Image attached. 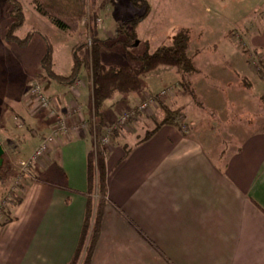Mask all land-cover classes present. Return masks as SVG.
Wrapping results in <instances>:
<instances>
[{
    "label": "crops",
    "instance_id": "obj_1",
    "mask_svg": "<svg viewBox=\"0 0 264 264\" xmlns=\"http://www.w3.org/2000/svg\"><path fill=\"white\" fill-rule=\"evenodd\" d=\"M205 7V12H211L208 4ZM246 22L257 25L255 30L253 26L245 30L246 35L250 33L245 45L264 54V7ZM259 24L262 31L257 33ZM227 31L217 32L216 27L204 31L209 41L205 50L212 52L199 54L202 83L194 81L193 85L208 106L209 116L203 107L188 110L187 100L183 112L188 132L165 124L143 139V126L149 119L139 118L130 131L123 129L112 138L104 155L109 204L90 264H264V125L236 139L232 151L225 148L228 126L233 115L235 120L242 113L245 102L246 91L237 80L248 78L253 89L254 84L262 88L264 82L250 67L246 53L228 40ZM211 32L219 33V38L210 41ZM52 63L54 68L53 57ZM171 68L160 66L154 71ZM41 72L45 93L59 111L76 103L81 118L90 113V77L85 67L75 80L81 83L76 92L70 89L74 81L60 84L45 79ZM150 93L104 101L102 111L108 114L103 116L102 129L121 113L117 106L123 98L122 109H126ZM261 93L264 95V89ZM227 98L232 99L231 104ZM18 103L17 109L0 105L1 122L10 112L8 121L18 116L31 135H15L0 125L2 137L9 140L13 135L12 150L0 141L2 155L11 167L27 159L51 132L44 115H32L22 99ZM247 112L256 113L251 108ZM205 132L209 136L203 137ZM24 143L29 150L20 149ZM93 149L94 135L88 131L62 136L32 175L21 178V197L9 208V220L0 225V264L68 263L82 228L87 156ZM3 189L0 186V198Z\"/></svg>",
    "mask_w": 264,
    "mask_h": 264
},
{
    "label": "rangeland",
    "instance_id": "obj_2",
    "mask_svg": "<svg viewBox=\"0 0 264 264\" xmlns=\"http://www.w3.org/2000/svg\"><path fill=\"white\" fill-rule=\"evenodd\" d=\"M18 1L23 7L25 21L21 29L16 32V35L19 37H24L31 30L35 31L36 34L32 35L28 44L25 47H19L16 44L7 42L4 39V34L6 32L7 25L10 22V19L7 16L8 4L4 0H0V23L2 22V24H0V30H2L0 31V105L3 104L5 106L6 104H8L10 108L14 107L17 109V106L20 105L18 102L22 99L27 102L28 110L31 107L32 99L26 97L30 82L40 83V85H42L43 87L42 80L44 77L41 76L42 74H39V72L42 71L40 66V57L44 55L46 49L43 36L47 38L53 49V69L58 74L68 75L70 73V65L72 64L71 48L73 47V45L85 43V46L79 48V54L83 57L90 56L91 43L93 41V37L99 39L104 38L105 40L109 38L105 41V43L106 45H112L108 47L106 45L100 46L101 60L104 65H119L130 69H137L140 67L141 63L138 60L130 59L126 51L119 44H117L116 41L123 40L125 39V37L124 35L117 36L115 30L116 27L122 22L128 21L134 16H139L144 13L146 10L144 6L135 7L132 4L131 0H87L86 11L81 21L78 23V29L74 32H65L58 29L47 18L39 16L35 12L30 0ZM147 1L151 5L152 10H150L149 6L146 17L134 26L136 38L132 42L130 51L134 55H141L145 51L152 53L156 48H158L162 44H171L174 41L177 32L181 30H186V33L189 38L187 55L191 58L194 66V71L189 75H186V79L189 80L190 87L194 92V98L185 94L184 89L179 83L180 74L175 68L167 70H156L154 72H149L148 74L144 75L141 78V89L136 92L134 97L133 95H131L133 93L128 94V96L131 97L130 99H133L137 97L139 98V95H142V93L144 92L145 94L147 92L151 93L146 95L145 97H142V99L133 104V106L139 104L140 102H143L147 97L155 95L165 87L173 86L176 88V91H171L170 95L157 99L154 105L149 106L144 111V113L137 118L149 119V121L146 122L143 126L142 136H145L148 131L154 129L156 126L159 127L165 125L161 124L164 120V107L172 110L177 109L178 118L176 120V123L178 125V128L176 126L175 127L183 133L188 132L187 114L183 112V109H185L187 105L191 106H189L188 110L191 109L192 106L198 108L203 107V109H206V115L209 116V110L206 108L208 106L204 104L203 101L199 98L198 93L195 89V85H193V83L194 81L202 83L201 78L203 76V73L201 71L202 65H199V62L201 61V59L199 58V54H206L207 52H212L211 50H205L206 43L209 42L207 41L208 37L206 33H208V31L212 30V28L214 27H216L217 32L224 31V29L228 30L226 33V37L228 38V40L233 45H236L239 49H241L243 53H246V57H248L247 60L250 64V67L255 70L257 76L260 77V79L264 82L263 52L258 51L257 49H250V45H245L247 43L249 44V40L247 39L250 36V33L246 35L247 32H245V30L251 29L252 26L255 30L257 25L256 22L251 24L246 21L251 19L255 11H260L263 9L264 0ZM206 4L210 6L211 12H205ZM192 5L195 6L194 10L190 8V6ZM231 28L233 29L231 30ZM128 30H130V28ZM204 31L206 33H204ZM261 31V24H259V29H257L256 32L260 33ZM256 32H254V34H256ZM209 36V40L214 41L215 38H219L220 34L211 32ZM225 67H227L228 69L232 68L229 64H225ZM83 70L84 67H82L81 71ZM48 78L50 77L46 75L45 79ZM176 80H178V82H175ZM170 82L174 83L165 86ZM237 83L238 85L242 84V89L246 91V93L244 94L245 102L243 103V105H241V107L243 108L242 113H240L239 115H235V120L233 115L231 125L228 126V128H230L228 132L225 133L223 131L226 134L225 138L227 141L225 148L227 152H230L235 148L236 145H234V143L236 139H240L249 130L252 131L264 125V95H262L261 93L264 89L263 83H261L262 88H259V86L256 87V84H254L255 87L253 89L248 78L244 76L240 77L239 81L237 80ZM80 84L81 83L79 81H74V84L70 87L71 91L76 92ZM213 84L219 85L218 82H214ZM43 91L46 92L44 90V87ZM71 91L69 92L70 95H74V92ZM260 95H262V97H259ZM120 96L122 95L115 93L109 100V102H115L117 99H119ZM187 100L190 101L187 102ZM227 100L229 102L232 101L231 98H227ZM50 101L56 111H58L61 115H64L66 119L67 132L64 136H75L81 131H88L89 133L94 135V149L92 150L94 151V158L97 157L96 153L98 151H107V149L112 144V138H114L115 135L117 136L118 133L121 132V130L125 129L127 131H130V129H132L131 125L133 126L135 121L137 120L136 119L131 121L129 124L125 125L120 131H114L111 134L110 144L101 146L98 144V139H100L101 136L104 135L105 128L110 124H107L106 126H104V129H102L104 125L103 116L108 114L106 110L105 112L101 111L102 116L100 117V119H96V117L93 115L92 105L90 104V113H88V115L85 114V116H82L85 126L79 127L77 130H73L74 123L79 124L81 121L79 118H75L76 116L71 117L70 115L69 117L68 111L73 110V113L76 111L75 114L80 113L82 112L80 106L76 103H73L69 105L68 109H65V111L62 112L59 111V109L56 107V105L52 102L51 99ZM185 101L187 102V104L185 103ZM123 102L124 98L119 103L120 105L117 106V108H119V111L121 110L122 112L133 107L130 106L126 109H122L123 107H125ZM230 104V107L233 106ZM250 108L252 111H256V113L250 114L249 112H247L250 110ZM31 113L32 115H44L42 112L39 111L36 113ZM9 114L10 112L7 113V116L5 117L6 119L4 121H0V125L4 126L6 130H8V132H11L12 134L23 135V133H27L26 136L30 137L31 135L29 136V132L26 130L28 126L23 125V120L21 118H17L18 116H16L17 119L15 118V121L13 120L14 117L10 121H8ZM220 119V121L225 120H223L222 117H220ZM48 120L51 124V130L54 129L56 119L49 118ZM214 123H217V121ZM20 125L22 126L18 128V126ZM218 126L220 127V125ZM220 129L221 127L219 128V130ZM1 133V135H3L2 131ZM1 135L0 141L2 142L4 147H6L7 150H12V148H14L13 142H11V140L14 141L13 135L8 134L9 140L5 139V137H2ZM207 136L209 135L205 132L203 134V137ZM27 141H29L28 144L31 143L30 139ZM26 144L24 143L23 147H20L22 151L25 148H28L27 150H29V146L27 147ZM7 161L10 166L9 176H11V181H8V177L5 181L0 184V186L4 188L0 201L4 198L5 194L7 195V193H9V190H14V188L12 189V187H14L15 185V178L18 172L17 163L15 164V166L11 167L10 161L8 159ZM10 193V200L7 201L5 205L3 204V207L0 208V225L6 219L9 218L7 215H5V213L9 215V208L14 203V200H19L21 197V192L18 188L14 190V192ZM4 206H7V208H5Z\"/></svg>",
    "mask_w": 264,
    "mask_h": 264
},
{
    "label": "trees",
    "instance_id": "obj_3",
    "mask_svg": "<svg viewBox=\"0 0 264 264\" xmlns=\"http://www.w3.org/2000/svg\"><path fill=\"white\" fill-rule=\"evenodd\" d=\"M4 1L8 4L7 16L10 19L4 39L19 47H25L36 32L31 30L24 37L17 36L16 32L25 21L23 7L18 0ZM131 1L135 7L144 6L146 8L145 12L119 24L115 32L117 36L124 35L125 37L123 40L116 41L117 44L126 51L130 59L138 60L141 63L137 69H130L119 65H104L101 60L100 46H105V41L109 38L105 40L93 37L90 56L83 57L79 54V48L85 46V43L73 45L71 48L72 65L70 73L68 75L57 74L53 69L52 47L47 38L43 36L46 49L40 59V64L47 76L60 84H68L77 79L82 67L88 70L90 77V101L93 115L96 119H100L102 116L101 109L104 101L111 99L115 93L125 96L138 92L141 89V78L160 66L175 68L180 74L179 83L184 89L185 94L194 98V92L190 87L189 80L186 79V75L194 71L192 60L187 55L189 38L186 30L177 32L171 44H162L152 53L145 51L141 55L132 54L130 47L136 38L134 26L146 17L149 5L145 0ZM30 2L39 16L50 20L58 29L65 32H74L78 29V23L85 14L87 0H30ZM129 28L130 30H128ZM164 110V120L161 124L176 126L178 128L176 123L178 118L177 109L172 110L164 107ZM157 128L158 126L148 131L143 139L150 137ZM104 152V150L98 151L96 153L97 157L94 158V151H90L87 156V188L85 191L86 206L84 218L77 245L67 264H90L93 249L99 237L104 210L109 204ZM0 158L1 184L9 177L10 166L3 155ZM17 202L18 200H14V203ZM116 209L120 212L117 207ZM5 215L9 217L7 213ZM8 220L9 218L3 223Z\"/></svg>",
    "mask_w": 264,
    "mask_h": 264
},
{
    "label": "built area",
    "instance_id": "obj_4",
    "mask_svg": "<svg viewBox=\"0 0 264 264\" xmlns=\"http://www.w3.org/2000/svg\"><path fill=\"white\" fill-rule=\"evenodd\" d=\"M171 91H176V88L173 86L165 87L155 95L147 97L143 102H140L139 104L122 111L117 116V118L105 128L104 135H102L99 139L100 145H109L111 142V134L114 131H120L125 125L129 124L133 120H136L149 106L154 105L157 99L170 95ZM26 97L32 99V105L30 107L31 112H42L46 118L56 119V124L54 129H52L47 136L41 139L31 155L27 159L21 160L17 163L18 172L14 183L15 185L12 187L14 190L18 188V183L22 177H29L32 175L36 165L47 154L50 147L67 132V124L64 115H61L58 111H56V109L51 104L49 97L43 91V87L40 85V83L30 82ZM75 112L73 113V110L68 111L69 117L70 115L71 117L78 115L81 121L79 124L74 123L73 130H77L79 127L85 126L83 122L84 120L80 117V113L75 114ZM14 190H9V193L4 195V198L0 201V208L3 207V204L5 205V203L10 200V192H14ZM5 208H7V206Z\"/></svg>",
    "mask_w": 264,
    "mask_h": 264
},
{
    "label": "water",
    "instance_id": "obj_5",
    "mask_svg": "<svg viewBox=\"0 0 264 264\" xmlns=\"http://www.w3.org/2000/svg\"><path fill=\"white\" fill-rule=\"evenodd\" d=\"M2 155V149L0 147V156ZM0 163H1V158H0Z\"/></svg>",
    "mask_w": 264,
    "mask_h": 264
}]
</instances>
